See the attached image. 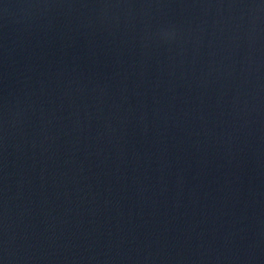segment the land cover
I'll return each mask as SVG.
<instances>
[{"label": "water", "instance_id": "water-1", "mask_svg": "<svg viewBox=\"0 0 264 264\" xmlns=\"http://www.w3.org/2000/svg\"><path fill=\"white\" fill-rule=\"evenodd\" d=\"M0 264H264V0H0Z\"/></svg>", "mask_w": 264, "mask_h": 264}]
</instances>
